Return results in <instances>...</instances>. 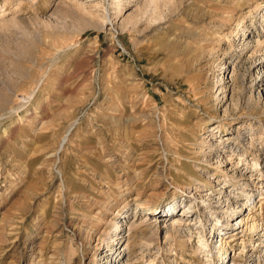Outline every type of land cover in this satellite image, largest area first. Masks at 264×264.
<instances>
[{
	"label": "rangeland",
	"instance_id": "374dc122",
	"mask_svg": "<svg viewBox=\"0 0 264 264\" xmlns=\"http://www.w3.org/2000/svg\"><path fill=\"white\" fill-rule=\"evenodd\" d=\"M241 218L221 257L264 252V0H0V264H210Z\"/></svg>",
	"mask_w": 264,
	"mask_h": 264
},
{
	"label": "bare ground",
	"instance_id": "6f19581e",
	"mask_svg": "<svg viewBox=\"0 0 264 264\" xmlns=\"http://www.w3.org/2000/svg\"><path fill=\"white\" fill-rule=\"evenodd\" d=\"M233 2V1H232ZM257 7V6H256ZM234 15V14H233ZM67 137L64 139V142L63 143H66L67 142ZM63 146V145H62ZM61 146V148H62ZM64 147V146H63ZM251 178V177H250ZM244 179V178H243ZM252 181V180H251ZM255 183V182H254ZM250 184V183H249ZM248 183H245L246 186H249ZM251 185V184H250ZM253 191H250V192H245V193H242V195H238L237 198L235 199V204L237 205V207H233V203H232V200L230 198V196H227V199H226V204L224 206H229L232 210V213H233V218H239L241 217L244 212L243 210L244 209H249V208H254L255 205H256V200L253 202ZM252 193V194H251ZM259 198H262L259 197ZM203 203H205V201H202ZM259 203V202H257ZM254 206V207H253ZM176 206H174L172 209H170L167 214H166V217H169L168 218V221L169 220H172V223L170 224L171 226V229H173V231L176 232V234H179L182 238L184 237L183 234H180L181 232V226L183 225V223L185 224L184 225V230L183 231H186L187 233H189V235L192 236V234H194V231L198 229L197 225L199 224V222H202V219L198 216L197 218L198 219V223L192 218L194 216V213L192 211H185L182 212V214L179 215V213L177 215H175V211H176ZM192 208V207H191ZM195 208V206L193 207ZM229 208V209H230ZM250 209V211H251ZM250 211H249V215H250ZM196 212V211H195ZM149 215V214H148ZM126 217V216H125ZM128 217V216H127ZM178 217V218H176ZM176 218V219H175ZM192 218V219H191ZM250 218V217H249ZM157 220V219H156ZM195 221V222H194ZM251 221V220H250ZM249 221V222H250ZM238 225V226H237ZM193 226V227H191ZM200 226V225H199ZM202 226H206V223H202ZM237 227H234L232 230L229 229V226H223L221 225V231L219 233H216L214 234L213 236H211L210 238H207V237H200L201 240L199 242V250H202V251H205L208 255V260L210 262V264H227L229 261H231L230 264H242L243 262L247 261V258H243V256L247 255L249 257H253L255 258L256 261H254V259L252 261H254L253 263H251L252 261H250V263L247 261L245 264H260L261 261L264 260V252L262 254H259V256H255L254 254L257 253L259 251L258 248H255V244L254 241H252L251 244H246L243 248V250L241 249L240 251H238L234 257L233 255V260H231V257L229 255H227L226 257H221L219 254H221L222 250H216L217 249V244H221L224 246V248H227L225 246V239L227 238V235H230L229 233H232L234 234L233 236L235 237H239V238H244L247 233V231L250 230V232H253V233H256L258 230H260L258 228V225H256V223H247L246 220H243L242 218L237 222L236 224ZM245 226H247L245 228ZM138 227V226H137ZM183 227V226H182ZM193 229L192 232L188 231L190 230V228ZM239 227V228H238ZM169 228V226H168ZM227 229V232H224V230ZM170 230V229H169ZM241 230V231H240ZM228 231H231V232H228ZM239 231V232H238ZM205 232V231H204ZM132 233V232H130ZM197 233V231L195 232ZM200 233V232H199ZM197 233V234H199ZM200 235V234H199ZM187 236V235H186ZM191 236H189V240L191 239ZM232 236V235H231ZM232 236V237H233ZM260 236V235H259ZM193 237V236H192ZM218 239H220L218 241ZM228 239V238H227ZM254 239V238H253ZM82 240V239H81ZM122 240H126L124 237H120V234H118L115 238V241H114V244H112L110 247L114 246L112 248L111 251H113V254L115 257V261L111 262L112 264H125L123 261L122 258L120 259H117L116 257L119 255L121 256L120 254V251L117 252L119 245L121 244V248L124 247L123 246V243L125 242H122ZM188 240V241H189ZM259 240V239H258ZM260 241V240H259ZM263 243V242H262ZM259 246V245H258ZM109 247V246H108ZM126 247V246H125ZM150 247V246H149ZM153 247V246H152ZM257 247V246H256ZM128 249V247H126ZM148 248V246H147ZM263 248V247H262ZM109 249V248H108ZM123 249V248H122ZM158 249V248H157ZM145 251V250H144ZM151 251V250H149ZM251 251V254L252 255H248V253ZM234 252V251H233ZM232 253V252H231ZM259 253V252H258ZM112 254V255H113ZM223 254V252H222ZM227 254H229V252H227ZM262 256V257H261ZM230 257V258H229ZM248 257V258H249ZM207 258V257H206ZM239 259H241L242 262L239 261ZM119 260V261H118ZM207 260V261H208ZM127 262V261H126ZM110 263V264H111Z\"/></svg>",
	"mask_w": 264,
	"mask_h": 264
},
{
	"label": "built area",
	"instance_id": "2783aa9c",
	"mask_svg": "<svg viewBox=\"0 0 264 264\" xmlns=\"http://www.w3.org/2000/svg\"><path fill=\"white\" fill-rule=\"evenodd\" d=\"M260 206V205H259Z\"/></svg>",
	"mask_w": 264,
	"mask_h": 264
}]
</instances>
